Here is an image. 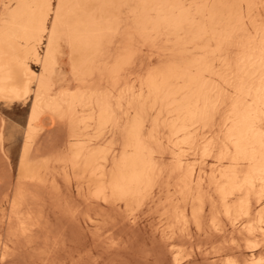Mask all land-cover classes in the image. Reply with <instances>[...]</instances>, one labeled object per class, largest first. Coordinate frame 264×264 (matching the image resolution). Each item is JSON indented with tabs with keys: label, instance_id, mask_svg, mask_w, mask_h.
I'll use <instances>...</instances> for the list:
<instances>
[{
	"label": "bare ground",
	"instance_id": "obj_1",
	"mask_svg": "<svg viewBox=\"0 0 264 264\" xmlns=\"http://www.w3.org/2000/svg\"><path fill=\"white\" fill-rule=\"evenodd\" d=\"M0 5V104L30 103L13 190L0 199V264L11 255L4 231L15 246L24 240L32 249L42 239L32 231L48 223L37 221L42 197L32 202L39 187L40 194L57 195L74 189L77 204L93 208L92 214L78 210L82 216L76 210V218L86 214L85 222L100 232L105 209L132 225L151 216V234L173 264L185 260L181 249L192 231L207 242L232 244V250L217 244L236 254L223 260L215 254L218 240L215 252L206 248L214 264H264V0ZM47 120L64 129L62 156L37 161L33 137ZM95 231L90 238L100 245ZM32 237L39 239L35 245Z\"/></svg>",
	"mask_w": 264,
	"mask_h": 264
},
{
	"label": "rangeland",
	"instance_id": "obj_2",
	"mask_svg": "<svg viewBox=\"0 0 264 264\" xmlns=\"http://www.w3.org/2000/svg\"><path fill=\"white\" fill-rule=\"evenodd\" d=\"M33 69L38 70L37 67H33ZM29 108H30L29 102H27L25 105H22L20 103L0 104V131H1V135H2V142L0 145V148L2 151L0 153V155H1L0 156V192H1L0 193V199H2L4 197L2 195V194H4V192L6 193L7 190H10V192H7V195H8V193L11 194L12 190H13V184L15 183V179H16L20 152H21L22 144L24 142V137L26 134L25 131L27 130V121H28L27 119H28V114H29ZM44 122L40 127L37 128V130L35 131L36 133L33 137V143H32V145H33L32 149L33 150L32 151H34V148H35V151H36L35 152V159H37V161H39L41 159L40 158L41 156H44V158H45V156H48V159H49L51 156H54L55 154L57 155L58 151L62 152L63 149H61V148L64 147V143H63V141H64L63 138L65 136L64 135L65 134L64 129L61 127L58 128L60 125L58 126V123L56 125H54L50 122V120H47ZM59 155H57V158L62 156V155L61 156H59ZM55 158H56V156L53 157V159H55ZM42 159H43V157H42ZM50 160H51V158H50ZM61 185L62 184H60V186ZM7 186H9V188L5 189ZM64 186L65 185H62V187L65 190ZM39 189H40V187H39ZM39 189H37L38 191L37 190L33 191L35 195L37 193L36 196L33 195V192H32V195L34 198L38 196L37 199H39V197H42V198H40L41 201L36 200V198H35V199H33L32 202H34L33 204H35V200H36V201H38V203H40V204L36 205L38 209L35 208L36 210H39V211H37V214H39L38 212H40V214H41V211H43L42 215L44 217L45 216L46 217L44 218L43 216H41L39 214L41 216V218H40V216H38L35 213L36 210L35 209L32 210L35 207V205L33 206V204H31L32 203L31 201H30L31 203L30 202L29 203L32 206H29V212L31 211L35 215V219H37L36 215L38 216L39 219H37V221L42 219L45 221L44 223H46V222H48V223H46L47 224L46 225V224H43L41 222L44 225V227H43V225H42V227H43L42 229H40L41 226H39V229L32 227V229H33L32 231H34L36 237H38V238L42 237L43 241H46V239L49 238V235H47L48 232H46V236L48 237L47 238L46 236H44L45 231L43 232V234H42V231L45 230L44 228H49V230L48 229H46V230L49 232L51 231L50 237L51 238L53 237V238L48 239L49 240V241L47 240L48 243L44 242V243H46V245H45L42 243L43 242V241H41L42 239L39 240L38 238H36L37 240H39V241H37V240H35L34 237H32L31 238L32 241H33V238L35 240V241H33V244H34V242L37 241V244L35 243L36 245H40L41 243L43 245V246L42 245L36 246L34 244L35 246H33V244H32V246L34 248L33 252H32L33 248L30 249L31 248L30 242L28 243L27 241L24 242V240H21L23 244H25L26 242H27V244H29L28 245L29 247L26 244H25L26 246L24 245L25 248L23 247L24 250L26 248H29L31 250V252H30L29 249L28 250L26 249V251L29 252V254H28V253H26V251L23 250V248H22L23 244L21 242H20V244H18L19 242H17L18 248H17V246H15L16 241L14 242V245L11 244L14 241L13 238H11L13 240L11 242L10 236H7V234H6L7 231H4L5 233H3L4 235L2 237L3 238L7 237V238H6V240L3 238L2 239L5 240L6 242L5 241L4 242L6 244H9L8 246L10 247L11 250H13L12 252L10 250L9 254H11V255L13 254L12 256H14V257H10L11 255L8 256L7 259H9V260L6 259L7 260V261H5V263L7 262L6 264H33V263L34 264L35 263L36 264L37 263L43 264L42 262H45V264H47L46 262L48 260H49L48 262L51 261L50 257H49L50 254L51 253L53 254V255L51 254V259H52V258H54V255L57 252L58 253L56 255L59 254L57 256V260H55L56 259V257H55L54 259H52L51 263H49V264H54L56 262H57L56 264H63V263H65V264H173L172 259H171L172 256H171L169 250L161 242L160 239H157L158 238L157 236L155 238L154 235L151 234L153 229H154V227H153L154 225H152V222L150 223V221H153L152 220L153 218L151 216H149L147 214H142L139 216L136 223L134 225H132L127 221L125 222V220L121 221L122 218L120 217V215H118V213L113 212V211H107L108 209L107 210L105 209L104 212L102 210V213H100V214L105 213V217L104 218L101 217V219H103V223L101 224L100 230H102V229L103 230L100 232L98 229L99 233H97L98 232L97 229H94L88 222L86 223L85 222L86 218H84V216L87 214V212L90 209L93 210V208L91 207L90 209H88L87 206H84L85 204H83V207L81 208V206L77 204L78 202L81 203V201L75 196L76 194L74 192L75 191L74 189H70V190L68 189L67 193H69V191L72 192V193H69L68 195L66 194V190H65V192L61 190L62 188L60 189V191H62V192H60V195L59 194L57 195L53 192L51 193L50 190H48L50 192L49 195L53 196V198L55 196H57V197H55V199L56 198L59 199V197L62 195L61 193H63V192L65 193V196L63 193V196L65 198H66V195L71 198V199L69 198L71 201L67 199L68 197L66 198L67 202H69V203L72 202L71 205L69 206V209H67L68 211H66L65 206H67V208H68L69 203H67L66 200L64 199L65 203H67L65 205V203H63L64 200L63 201L60 200L63 197H61L59 199V201H57V199L52 200L51 199L52 197L47 195L48 194L47 189L42 191V193L45 192V194L44 193L40 194ZM42 189L43 188H41L40 191ZM66 189H67V187H66ZM38 194H40V195H38ZM70 194H73L71 196H74L76 198V200H74L73 199L74 197H71ZM4 195H6V194H4ZM49 198L51 201L54 202V205L50 204ZM43 200L45 201V203ZM60 201H62L64 206H62L63 204H61ZM39 205H41V206H39ZM75 205H76L77 209L74 208ZM77 205L80 207V209H78L79 207ZM31 207H33V208H31ZM84 207H86L88 209V211H87V209L85 208L87 212L85 211V209L83 210ZM88 207H90V206H88ZM56 208H60V209H58L59 213L57 212ZM61 209H62V211H61ZM70 209H71V211L73 210L72 213L74 212L73 213L74 215L76 213L75 212L76 210H77V212L82 210L83 212L86 213L83 216L85 225L83 224V220H81V219H83L82 217H81V219L79 217V220L76 218V216H78V213L75 216L71 213H68L70 211ZM65 211H66V214L68 213L70 215V217L67 216L66 214H65L66 216H64ZM95 211L96 210L94 209V212ZM98 211L100 212V210H98ZM99 212H98V214H99ZM83 214L84 213H82V214L80 213V216H82ZM88 214H92V211L90 213L88 212ZM71 216L74 218V220L73 219L72 220L76 221L75 223L72 220H70ZM101 216H103V215H101ZM38 223H40V222H38ZM154 223H155V220L153 221V224ZM77 224L79 226H77ZM102 225L104 228H102ZM105 226L107 227V230H108V228L109 229L111 228V230H110L111 235L108 234L109 231H106ZM79 227H81V229H79ZM35 230H36V232H35ZM93 230L97 231V232L96 231L95 232L98 235V238H100V239L102 238L104 240L102 243L100 242L102 240L99 241L100 245H99V243H98V245L95 244L96 242L93 243L97 239V238H94L93 235H92V238H94L95 240L90 238L91 237L90 232H91V234H94V236H95V233L94 232L92 233ZM32 231H31V234L33 233ZM38 231H40V232H38ZM103 231L107 232V233H103V235H102ZM37 232L39 235L40 234L41 235L39 236L38 234H36ZM100 233H101V235H100ZM104 234L110 235V239L114 240V242L117 243V246H116V243H114L112 240L110 241V239L108 238L109 237L108 235H107L108 237H105V239H104V236H106ZM192 234H194V235L192 236ZM195 234H196L195 232H193V231L191 232V236L189 239L192 241H190L191 242L190 244L188 241V243H184L182 245L183 247H182L181 251H183V249L185 248L184 251L182 252V254H183L182 256H184L183 258H185V260H182V262L180 264H214L213 262H215L217 260V258L211 252L212 251L215 252V250H216V252H218V254L215 253L217 256L219 254L222 255L220 260H223L225 258V256H227L229 253H231V255H236V254H234V252L232 253L228 249V248L232 247L231 243L228 244V243H226V241H222L220 239H215V242H216V240H218V243L216 242V244H215V242H213L214 240L211 242L209 241L210 242L209 243V242H207L208 240L202 239L203 237H199L198 234H196V235ZM32 236H34V235L32 234ZM192 237H194V238L191 239ZM106 238H108L109 241H108V239L106 240ZM55 240H57V242H60L61 244H59V243L58 244L61 246H58L57 242H55V243L52 242ZM98 240L99 239H97V242H98ZM105 240L107 241L106 246L104 244ZM32 241H31V243H32ZM205 241L208 244L205 243ZM110 242H112V243H110ZM198 242L199 243L201 242V244H199ZM227 242H229V241H227ZM53 243H54V245H53ZM197 243H198L199 247H196ZM101 244H102V246H101ZM108 244H111V245L115 244L112 246L109 245V246H111L110 248H112L113 246H115V248H112V249L109 248L108 249V247H107ZM162 244L164 245V247H162L163 246ZM204 244H207V245H204ZM212 244L216 245L215 246L216 249L213 248L215 250H212V247H213ZM217 244H218V246L219 245L220 246L225 245L226 247H228L227 249L229 252L227 251V249L225 250L226 247L223 249H222V247L221 248L219 247L220 249H218ZM19 245L21 246L22 251H20L21 248L19 249V247H20ZM12 246H15V249H12L13 248ZM55 246H57V249ZM62 246L64 248H62ZM209 246L210 247L212 246V247L210 248ZM38 247H40V249H38ZM52 247L55 251L58 249L59 250L56 253L52 252L51 251V250H53ZM207 247H209L212 251H210L209 248H208L209 250L206 249ZM16 248H17V250L19 249L21 254L19 253V251H17L18 253L16 252ZM49 249H51L49 251V252H51L50 254H48L49 252L46 253V250H49ZM62 249H63V251H62ZM197 249H199V250H197ZM262 249H263L262 255L264 257V245H263ZM39 250H42V251H39ZM219 250L221 251V253L219 252ZM231 250H232V248H231ZM14 251H15V254L17 253L16 256L14 255ZM23 251L25 253H23ZM38 251L40 252L41 255L42 254H44V255L43 256L39 255ZM206 251L210 252L212 255L208 252H207L208 253L207 254ZM224 251L225 252L227 251L226 254ZM41 252H43V253H41ZM30 253H32L34 256H32V254H30ZM61 253H63V255H61ZM187 254H190L189 258H187L188 257ZM249 254L250 253L247 251L246 256ZM30 255H31V259L29 257ZM47 255H49V256H47ZM186 255H187V257H185ZM39 256H40V259H41V257H44V256L45 257L43 259H41V261H40ZM62 256H63L64 260H62L63 259ZM228 256H230V254ZM32 257H34V258H32ZM47 257H48V260L45 259ZM76 257L77 258L79 257V260L77 259L78 261H76ZM58 258L59 259L61 258L60 262H59ZM36 259H39V260H37L38 262L35 261ZM28 260L30 262H28ZM53 260L55 262H53ZM211 261H212V263H211ZM1 264H4V262Z\"/></svg>",
	"mask_w": 264,
	"mask_h": 264
}]
</instances>
